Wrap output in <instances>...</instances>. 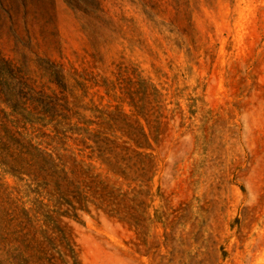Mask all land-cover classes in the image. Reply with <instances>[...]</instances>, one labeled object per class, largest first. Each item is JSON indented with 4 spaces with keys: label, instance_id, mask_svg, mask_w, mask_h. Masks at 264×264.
<instances>
[{
    "label": "rangeland",
    "instance_id": "374dc122",
    "mask_svg": "<svg viewBox=\"0 0 264 264\" xmlns=\"http://www.w3.org/2000/svg\"><path fill=\"white\" fill-rule=\"evenodd\" d=\"M0 264H264V0H0Z\"/></svg>",
    "mask_w": 264,
    "mask_h": 264
}]
</instances>
